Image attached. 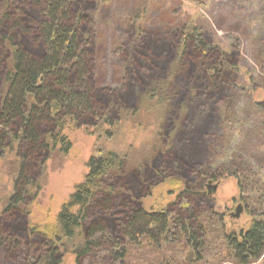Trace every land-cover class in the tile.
Segmentation results:
<instances>
[{"label": "trees", "instance_id": "obj_1", "mask_svg": "<svg viewBox=\"0 0 264 264\" xmlns=\"http://www.w3.org/2000/svg\"><path fill=\"white\" fill-rule=\"evenodd\" d=\"M0 158L15 150L20 161L13 195L0 219V264H60V248L76 243V264H125L145 243L159 247L181 239L189 256L201 261L206 230L201 224L209 200L199 168L206 159V142L217 124L216 105L235 88L237 54H221L203 33L142 35L130 50L123 47L126 84L121 92L94 87V54L87 12L94 0H0ZM3 6V5H2ZM1 6V7H2ZM132 41H129L131 43ZM11 46L12 67L7 72ZM182 45L179 69L169 85V113L186 109L176 146L160 154L152 168L124 175L125 158L114 153L88 163V174L57 218L55 241L29 228L19 206L34 199V170L46 162L54 135L69 118L76 127L117 123L118 108L165 81L169 65ZM5 85L4 94L1 85ZM154 91V90H153ZM264 110V104L259 105ZM69 145L62 149L64 153ZM184 181V189L162 212L145 211L140 200L168 179ZM206 209L207 211L211 210ZM226 245L236 264H248L264 253V221H255ZM58 242V243H57Z\"/></svg>", "mask_w": 264, "mask_h": 264}, {"label": "rangeland", "instance_id": "obj_2", "mask_svg": "<svg viewBox=\"0 0 264 264\" xmlns=\"http://www.w3.org/2000/svg\"><path fill=\"white\" fill-rule=\"evenodd\" d=\"M3 5V6H2ZM2 6V7H1ZM4 2L0 4V15ZM94 54L93 83L97 91L121 92L126 84V63L121 50H130L142 35L161 36L174 32L203 35L221 54H237L241 88L226 93L216 105L217 124L206 142L207 155L199 168L205 183L201 193L209 200L200 216L206 230L201 261L195 262L181 239L154 247L145 243L129 254L125 264H236L226 245L227 236L245 233L253 222L264 221V0H94L87 12ZM129 41H132L129 43ZM7 72L12 67L11 46L5 47ZM182 45L169 65L167 79L139 94L128 108H118V121L109 126L76 125L63 119L55 132L64 143L50 146L46 162L34 170L36 186L29 190L34 199L19 206L29 228L55 241L59 237L57 218L75 189L88 174V163L114 153L125 158L124 175L152 168L160 154L176 146V135L186 109H180L173 129L172 94L169 85L179 69ZM154 90V91H153ZM4 94L5 85H1ZM69 145V149L64 153ZM20 161L15 150L0 158V219L9 199ZM216 190H213L214 187ZM184 189V181L168 179L150 187L140 200L147 212H162ZM237 211H240L236 218ZM58 243V242H57ZM77 244L60 248V264H76ZM44 264V263H42ZM248 264H264V253Z\"/></svg>", "mask_w": 264, "mask_h": 264}, {"label": "water", "instance_id": "obj_3", "mask_svg": "<svg viewBox=\"0 0 264 264\" xmlns=\"http://www.w3.org/2000/svg\"><path fill=\"white\" fill-rule=\"evenodd\" d=\"M216 186L213 188V190H216ZM239 214H240V211H237V214H236V218H238L239 217Z\"/></svg>", "mask_w": 264, "mask_h": 264}]
</instances>
